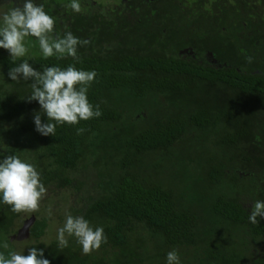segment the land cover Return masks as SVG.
Wrapping results in <instances>:
<instances>
[{
	"label": "trees",
	"instance_id": "trees-1",
	"mask_svg": "<svg viewBox=\"0 0 264 264\" xmlns=\"http://www.w3.org/2000/svg\"><path fill=\"white\" fill-rule=\"evenodd\" d=\"M112 1L89 3L85 13L70 9L56 20L53 35L71 31L88 41L77 46L76 58L45 59L40 51L21 58L38 69L72 64L95 70L87 97L99 106L98 117L74 126L60 124L54 137L40 136L31 120L39 106L24 99L30 81L9 80L8 68L19 60L0 54V127L6 128L0 145L8 142L0 147V155L15 154L33 164L46 188L44 195L64 190L81 194L83 205L71 214L83 216L93 228L102 226L106 241L88 254H82L73 237L64 248L57 240L44 243L48 218L38 212L27 217L0 204V243H7V253L43 248L50 264H164L172 248L181 264H264V219L252 224L247 218L251 204L264 200V0ZM68 2L44 0V11L55 18ZM117 91L183 113L171 111L163 118L157 109H140L129 115L128 120L144 127L128 138L117 129L109 146L121 158L118 172L109 178L91 166L79 167L86 138L127 116L104 99ZM77 128L83 131L77 134ZM201 132H212L209 140L200 142L207 153L197 165L198 177L207 182L205 191L198 188L195 195L177 197L161 184L140 178L136 166L132 170L136 155L167 156L177 142L198 140L193 134ZM195 201L210 218L236 228L233 246L228 248L220 234H209L210 227L193 208ZM31 218L28 233L21 241L13 239ZM135 228L160 247L154 251L149 243L147 253L131 248Z\"/></svg>",
	"mask_w": 264,
	"mask_h": 264
},
{
	"label": "clouds",
	"instance_id": "clouds-1",
	"mask_svg": "<svg viewBox=\"0 0 264 264\" xmlns=\"http://www.w3.org/2000/svg\"><path fill=\"white\" fill-rule=\"evenodd\" d=\"M67 7L79 13V0H69ZM55 19L44 11L42 3L35 0H15L13 6L0 14V49L6 50L12 61L19 60L7 70L11 81H30V92L24 97L39 106L31 120L34 131L40 136H55L60 124L76 125L81 120L98 117L99 106H94L87 97L88 89L96 76L95 70L76 68L69 64L33 67L26 56V38L34 37L43 58H76L77 46L87 40L74 36L71 31L53 35ZM3 75V74H2ZM44 117L42 121L41 117ZM83 129L77 128L79 134ZM46 188L34 165L15 154L0 155V204L9 205L13 212L36 211ZM264 219V200H255L248 212V221L257 224ZM66 236L73 237L80 245L82 254L97 250L106 241L102 226H93L81 215L66 214L61 227L56 230L57 246L67 247ZM0 243V248H7ZM0 264H50L44 249L27 247V254L12 251L0 252ZM164 264H181L180 254L172 248L165 253Z\"/></svg>",
	"mask_w": 264,
	"mask_h": 264
},
{
	"label": "rangeland",
	"instance_id": "rangeland-1",
	"mask_svg": "<svg viewBox=\"0 0 264 264\" xmlns=\"http://www.w3.org/2000/svg\"><path fill=\"white\" fill-rule=\"evenodd\" d=\"M79 2L82 10H87L89 3L102 5H111L113 3L112 0H79ZM12 6L13 3L11 5H5L1 9L6 11ZM61 6V9L59 10L60 14L58 17L55 16L54 18L55 22L57 19L60 21V17H62L64 13H69L68 11L70 8H68L67 5ZM1 13H3V11ZM25 43L26 47L28 48L26 56L34 54L35 51H40L39 46H36V44H38L36 38L27 37ZM0 50V52L7 54L6 50ZM104 99L109 101L112 106H116L119 109L125 111L127 116L123 117L119 122L103 127L96 136H88L86 138V147L84 150V155L81 158L82 164L80 165L79 169L84 170L88 166H91L96 171L101 173V175L107 176L109 178L118 172V165L121 158V153L116 152L113 147L109 146L110 142L114 141L113 139L114 135L117 134V129L122 128L125 132L124 135L128 138V134L136 133L142 127H144V124L142 123L128 120L129 115L137 114L136 112L140 109H142L143 112V109H147L149 113H153L154 110L157 109L156 114L163 118L165 116L169 117L171 115V111H174L175 114H179L180 112L183 113L176 107H172L173 109L171 108L169 109L170 111H168V108L163 107L160 102L151 103L148 98L133 99L130 94L123 91L112 93L108 92ZM5 130L6 128L0 127V134L3 135ZM199 134L200 133L193 134V137L198 140H183L177 142L172 147V149L167 152V156H165V154L159 156L157 152L136 155L133 158L134 166L132 170H135L137 167L140 178H144L148 183L161 184L164 188L172 190L177 197L183 196L185 194L195 195L198 188L205 191L204 185H206L207 182H202V179L198 177V174H201V170H198L197 165L203 161V156L205 157V154L207 153L206 150L201 148L202 145L200 142L209 140L212 132ZM104 138L107 139L105 140ZM7 144V140H2L0 147L4 148ZM101 146H104V152H102V148H100ZM215 152L218 157L221 158L220 151L217 150ZM154 163L158 164L157 169L152 167ZM76 181L79 182L80 180L76 179ZM110 186V182L107 183L106 187L108 188ZM49 195L50 194L44 195V197L39 202V206L36 211L26 212L27 217L33 212H38L40 216L43 215L44 217L48 218V228L46 230V234L41 239L44 243H49L51 240H56V230L58 227L62 226L66 214H71V211H73L72 213H76L83 205L81 202L82 198L79 197L81 194L76 193L74 190H64L63 192L60 191L59 193L50 195L52 200H49ZM195 202L196 203L193 204V208H195L197 214L202 217V222H206L207 227H210L212 232L209 234H217L216 237L220 234L227 242L228 248L233 246V241H236V228L221 222V220L217 217L210 218L206 210H203L202 205L198 206V202ZM66 238L69 239L71 237L66 236ZM129 240L131 243L130 247L135 250H138V247H140V250L138 251L142 253H147L146 251L149 248V243L154 245V251L160 247L158 241L150 240L144 236H140L139 230L137 228H135L134 232H132Z\"/></svg>",
	"mask_w": 264,
	"mask_h": 264
},
{
	"label": "flooded vegetation",
	"instance_id": "flooded-vegetation-1",
	"mask_svg": "<svg viewBox=\"0 0 264 264\" xmlns=\"http://www.w3.org/2000/svg\"><path fill=\"white\" fill-rule=\"evenodd\" d=\"M44 0H39V3H42L43 5H44ZM12 3H15V0H0V13L3 11L4 12V10H2L1 8L3 7V6H5V5H11ZM87 9H88V7H87ZM69 12V11H68ZM85 12H87V10H82V13H85ZM58 14L57 15H55V16H57L58 17V15L60 14L59 13V9H58V12H57ZM2 14V13H1ZM65 16H66V14L64 13V15L61 17V18H65ZM53 17V16H52ZM54 18V17H53ZM1 51V50H0ZM0 54H4L3 52H0ZM6 55V54H5ZM20 229V228H19ZM18 229V230H19ZM18 230H17V232H18ZM9 238H10V240L12 239V236L10 237L9 236ZM16 239L17 241H21V240H18L16 237H14L13 236V239ZM7 248L5 249V250H3V253H5V254H7Z\"/></svg>",
	"mask_w": 264,
	"mask_h": 264
},
{
	"label": "water",
	"instance_id": "water-1",
	"mask_svg": "<svg viewBox=\"0 0 264 264\" xmlns=\"http://www.w3.org/2000/svg\"><path fill=\"white\" fill-rule=\"evenodd\" d=\"M31 220H32V218L28 219V220H24L23 225L21 226V228L18 231V238H17L18 240L22 239L24 237V235L28 233V227L32 222Z\"/></svg>",
	"mask_w": 264,
	"mask_h": 264
}]
</instances>
